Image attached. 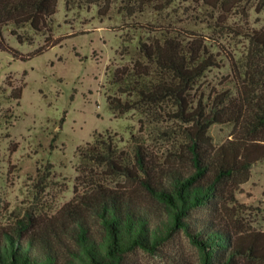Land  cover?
<instances>
[{"label":"trees","instance_id":"1","mask_svg":"<svg viewBox=\"0 0 264 264\" xmlns=\"http://www.w3.org/2000/svg\"><path fill=\"white\" fill-rule=\"evenodd\" d=\"M233 1L202 0L219 33L232 31ZM173 2L121 0L120 7L129 15L148 7L161 13ZM57 3L0 0V48L9 50L7 30L19 42L50 31ZM140 27L146 34L134 46L132 38L121 43L130 61L110 69L106 101L115 115L139 113L144 133L122 148L114 134L98 132L78 148L83 188L52 215L27 210L0 229V264H136L131 252L158 254L177 232L196 248L199 264H264V229L240 216L237 198L264 159V27L236 30L249 46L236 68L235 93L205 98L193 90L218 64L208 40L168 22ZM7 84L8 97L19 100L22 85ZM214 123L233 124L231 137L215 144ZM147 126L170 141L160 156L145 137Z\"/></svg>","mask_w":264,"mask_h":264},{"label":"rangeland","instance_id":"2","mask_svg":"<svg viewBox=\"0 0 264 264\" xmlns=\"http://www.w3.org/2000/svg\"><path fill=\"white\" fill-rule=\"evenodd\" d=\"M233 2L238 5L227 19L231 32L212 28L211 8L202 0H174L161 13L148 7L133 15L121 11V0H103L100 6L91 0H58L50 31L34 34L33 41L19 42L5 31L10 51L0 48V229L11 228L27 210L52 215L71 200L75 187L83 188L77 177L78 148L96 133L114 134L122 148L144 133L139 113L115 115L106 101L110 69L130 61L122 55L123 39L132 38L134 46L146 34L139 25L168 22L180 30H196L212 46L218 64L193 92L204 98L222 91L234 94L236 68L249 46L236 30L264 27V8L259 0ZM7 83L22 85L19 100L8 97ZM233 130V124L214 123L209 134L220 144ZM145 137L152 138L150 145L159 156L171 147L167 138L151 134V127ZM237 198L240 216L264 229V159L253 165ZM129 256L136 264H199L196 248L182 232L158 254L136 249Z\"/></svg>","mask_w":264,"mask_h":264}]
</instances>
